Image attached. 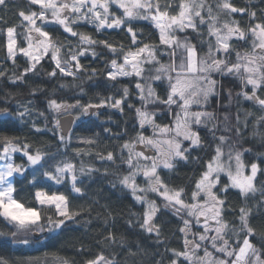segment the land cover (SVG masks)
Wrapping results in <instances>:
<instances>
[{"label":"snow or ice","instance_id":"obj_1","mask_svg":"<svg viewBox=\"0 0 264 264\" xmlns=\"http://www.w3.org/2000/svg\"><path fill=\"white\" fill-rule=\"evenodd\" d=\"M16 2L0 0V9ZM14 19L0 15V81L30 97L48 92L30 78L59 80V89L82 96L85 85L98 90L87 103H69L54 87L43 110L4 91L0 247L43 250L19 264H264V7L252 0H19ZM142 21L153 32L147 39L136 27ZM106 30H119L127 43L96 38ZM89 57L103 67L82 62ZM104 108L133 113L132 134L127 126L113 133L127 139L107 151L98 133L81 136L82 147L68 154L71 126ZM33 114L29 132H53L56 152L10 134ZM189 165L194 171L176 184ZM97 175L110 192L131 197L127 212L100 193L87 206L73 203ZM94 224L87 244L50 250L63 234ZM0 264L14 262L0 255Z\"/></svg>","mask_w":264,"mask_h":264},{"label":"trees","instance_id":"obj_2","mask_svg":"<svg viewBox=\"0 0 264 264\" xmlns=\"http://www.w3.org/2000/svg\"><path fill=\"white\" fill-rule=\"evenodd\" d=\"M252 2L257 6V7H264V5H261L259 3V0H252ZM237 3L239 6H244L245 0H237ZM19 4V0H17L16 3H10L9 4V10L5 12L3 9H0V15H3L5 19L10 20L11 22L15 23L14 19V9L17 7ZM246 20V18H245ZM137 28L142 29L144 32V39H147L150 37L153 32L151 29V26L149 23L146 22H140L136 25ZM83 31H88V32H93V28L86 25L82 29ZM108 38L109 40H114V41H120L124 40V34L120 32L119 30H106L103 34H97L96 38L97 39H104ZM125 43H127V40H124ZM193 42H196V38H193ZM97 51H101V49H97ZM110 58V57H109ZM85 64L92 63V58L89 57L86 60L82 61ZM93 67H98L102 68L103 63L100 61H96L92 63ZM45 67L47 68L48 65L45 62ZM61 81L59 80H53L49 81L46 78H30L29 79V84L30 85H41L42 87L46 88L48 92H45L44 94H37L35 97H30L27 95V89L26 88H12L6 81H0V99L3 98L4 91H14L17 93L21 94V103H25L28 100L32 101V107L34 108H39L43 110L46 107V102H45V97L48 95L49 92L55 87L57 88V95L60 97H63L64 99L68 100L69 103L74 102L73 97L75 99H81L82 103H87L89 101V97H92L94 93L98 89L94 88H89L87 85H85V91L87 95H83L79 93V89H59L58 85ZM68 82L70 83L71 80L69 78ZM123 82H127V78H124ZM225 87L230 86V81L225 80L224 81ZM100 91L103 92V89H99ZM106 94V93H105ZM133 102H135V97H133ZM138 103V102H137ZM213 106H215V100H213ZM0 107H5L4 104L0 103ZM17 110L15 108V104L13 103V111ZM22 110V109H21ZM100 115L97 118L96 116H87V117H82L81 120L74 125L72 129V139H71V146L67 149L68 154L72 153L73 148L76 147H82V145H79L77 142L78 137L81 136H94L95 134H99L97 137L98 140V145L100 150H111V148L118 144L122 143L123 139H127V136H124L123 139L120 141H117L115 137L112 135L113 133H118L121 131L122 128L127 126L129 129V134H132L131 129H132V120L131 117L133 113L128 112L127 109H125L126 114L121 116L119 113H115L112 110H109L107 108L100 109ZM221 112L224 111V109H220ZM0 119H5V117L0 116ZM26 121L28 122L26 125H21V123L18 121L16 128L10 130V134L14 135H19L21 137L28 136L29 140L32 142L36 143H44V144H51V148L49 151L51 152H56L58 145L56 143L55 136L53 132L46 131L43 135H33L29 132V127L31 125V121L33 119H36L35 114H33L30 117L25 118ZM125 121H127V125H125ZM44 121L43 119L39 120V126L43 127ZM49 127L51 125L49 124ZM108 128L111 130V132H105L104 129ZM246 147L248 145H245ZM61 152H63V148L60 149ZM60 157H57L59 159ZM17 162H20L18 159ZM96 166L103 168L107 167L108 165L101 164L99 162H96ZM195 169L194 165H189L186 168L180 169L181 173V178L176 179L174 182L176 184H181L184 183L187 180V177L189 174H191ZM94 182L92 180H86L85 181V191L88 193V195L83 199V200H74L73 203L76 205H85L87 206L88 203L91 202V199L97 195V193H100L102 197L107 198V202L112 205L114 209H116L118 212L119 211H124L127 212L129 207L132 204L131 197L125 196L123 193H112L109 191L107 182L103 180L102 178L97 175L96 177L93 178ZM21 184L23 185L24 182L21 181ZM102 189V191H101ZM28 189L25 187L24 191L20 193L21 196H25L27 193ZM229 199L232 201H236L235 194H230ZM105 199H101V203H105ZM136 210V209H134ZM175 219L173 218L170 224H167L166 227V235L170 234V230L175 226ZM118 226L121 231L124 230V224L123 220L118 222ZM3 226L0 225V228ZM97 228H99V224H94L91 229H89L87 232L85 231L84 228H79L77 231L73 232H67L63 234L58 240H56L51 249L52 251H55L60 248H69V246L76 241H79L83 239V241L87 244L88 241L91 239V233H93ZM163 248H161V251ZM43 253V250L41 252H32V251H20L17 250V246L15 245H8V246H3L0 247V255L6 256L9 258L11 262H14V264H19V261L23 258L32 256H41ZM62 255H68L72 256L74 253L72 251H63L61 252ZM79 259V258H78Z\"/></svg>","mask_w":264,"mask_h":264},{"label":"rangeland","instance_id":"obj_3","mask_svg":"<svg viewBox=\"0 0 264 264\" xmlns=\"http://www.w3.org/2000/svg\"><path fill=\"white\" fill-rule=\"evenodd\" d=\"M142 22H144V21H142ZM146 23H148V22H146ZM88 26L92 27L91 25H88Z\"/></svg>","mask_w":264,"mask_h":264},{"label":"water","instance_id":"obj_4","mask_svg":"<svg viewBox=\"0 0 264 264\" xmlns=\"http://www.w3.org/2000/svg\"><path fill=\"white\" fill-rule=\"evenodd\" d=\"M71 127L73 128V127H74V125H72ZM66 135H67V133H66Z\"/></svg>","mask_w":264,"mask_h":264}]
</instances>
